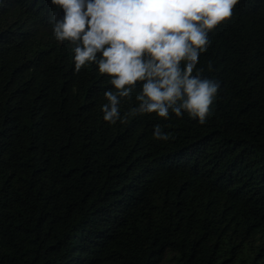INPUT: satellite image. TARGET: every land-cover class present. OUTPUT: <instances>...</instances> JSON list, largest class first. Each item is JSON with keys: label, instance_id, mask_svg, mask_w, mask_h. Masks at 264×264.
<instances>
[{"label": "trees", "instance_id": "1", "mask_svg": "<svg viewBox=\"0 0 264 264\" xmlns=\"http://www.w3.org/2000/svg\"><path fill=\"white\" fill-rule=\"evenodd\" d=\"M62 15L0 0V264H264V0L208 33L204 124L125 118L140 82L104 121L112 86L95 64L74 72Z\"/></svg>", "mask_w": 264, "mask_h": 264}, {"label": "clouds", "instance_id": "2", "mask_svg": "<svg viewBox=\"0 0 264 264\" xmlns=\"http://www.w3.org/2000/svg\"><path fill=\"white\" fill-rule=\"evenodd\" d=\"M239 0H51L63 15L55 20L57 42L74 45V72L95 64L111 89L104 92L103 120H121V101L136 106L129 115L171 114L206 122L220 88L197 69L208 33L233 15ZM183 62V64H182ZM211 65H209V68ZM153 137L168 140L159 124Z\"/></svg>", "mask_w": 264, "mask_h": 264}, {"label": "rangeland", "instance_id": "3", "mask_svg": "<svg viewBox=\"0 0 264 264\" xmlns=\"http://www.w3.org/2000/svg\"><path fill=\"white\" fill-rule=\"evenodd\" d=\"M162 264H164V263H162Z\"/></svg>", "mask_w": 264, "mask_h": 264}]
</instances>
